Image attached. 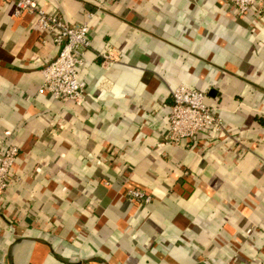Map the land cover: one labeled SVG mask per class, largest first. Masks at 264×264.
<instances>
[{
	"label": "crops",
	"instance_id": "crops-1",
	"mask_svg": "<svg viewBox=\"0 0 264 264\" xmlns=\"http://www.w3.org/2000/svg\"><path fill=\"white\" fill-rule=\"evenodd\" d=\"M34 2L88 24L86 86L80 102L42 91L59 47L0 0V145L19 148L0 264H264V0L245 16L225 0ZM180 85L205 92L220 133L167 141Z\"/></svg>",
	"mask_w": 264,
	"mask_h": 264
},
{
	"label": "built area",
	"instance_id": "built-area-1",
	"mask_svg": "<svg viewBox=\"0 0 264 264\" xmlns=\"http://www.w3.org/2000/svg\"><path fill=\"white\" fill-rule=\"evenodd\" d=\"M11 2L14 14L27 11L35 16L36 26L48 33L59 47L57 55L43 68L44 80L40 89L53 98L62 101L80 102L86 82L81 76L85 64L83 52L91 44L89 26L82 23L78 26L68 24L56 13L40 8L34 0H2ZM228 9L237 16H245L251 10H259L262 0H225ZM103 60L111 59L109 53H102ZM172 104L168 116V142L178 143L193 138L198 133L210 130L220 133L223 125L213 108L204 102L205 92L185 85L177 86L171 93ZM19 153L15 144L0 145V189H4L12 177L11 168ZM128 194L139 205L152 199L142 189H129Z\"/></svg>",
	"mask_w": 264,
	"mask_h": 264
}]
</instances>
